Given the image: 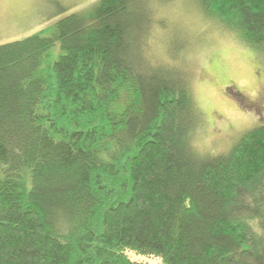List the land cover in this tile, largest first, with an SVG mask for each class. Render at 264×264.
I'll return each instance as SVG.
<instances>
[{
  "label": "trees",
  "instance_id": "trees-1",
  "mask_svg": "<svg viewBox=\"0 0 264 264\" xmlns=\"http://www.w3.org/2000/svg\"><path fill=\"white\" fill-rule=\"evenodd\" d=\"M151 2L99 0L0 45V264H255L234 211L264 175V124L194 150L201 117L177 47L151 54ZM198 4L264 55V0Z\"/></svg>",
  "mask_w": 264,
  "mask_h": 264
},
{
  "label": "rangeland",
  "instance_id": "rangeland-1",
  "mask_svg": "<svg viewBox=\"0 0 264 264\" xmlns=\"http://www.w3.org/2000/svg\"><path fill=\"white\" fill-rule=\"evenodd\" d=\"M97 1L0 0V45L25 39ZM198 1L152 0L163 25L157 26L150 50L166 59L169 48L177 47L201 117L192 147L215 155L228 152L244 133L264 124V55L205 16ZM234 215L252 228L253 245L245 248L250 252L245 260L264 264V175L237 195ZM131 258L158 264L156 259Z\"/></svg>",
  "mask_w": 264,
  "mask_h": 264
}]
</instances>
